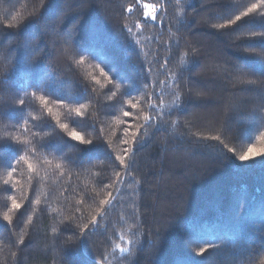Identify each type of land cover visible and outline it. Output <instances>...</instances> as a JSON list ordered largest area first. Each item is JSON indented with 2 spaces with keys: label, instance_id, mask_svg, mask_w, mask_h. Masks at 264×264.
<instances>
[{
  "label": "trees",
  "instance_id": "obj_1",
  "mask_svg": "<svg viewBox=\"0 0 264 264\" xmlns=\"http://www.w3.org/2000/svg\"><path fill=\"white\" fill-rule=\"evenodd\" d=\"M253 146L264 0H0V264H264Z\"/></svg>",
  "mask_w": 264,
  "mask_h": 264
},
{
  "label": "snow or ice",
  "instance_id": "obj_2",
  "mask_svg": "<svg viewBox=\"0 0 264 264\" xmlns=\"http://www.w3.org/2000/svg\"><path fill=\"white\" fill-rule=\"evenodd\" d=\"M253 7H258V5H253ZM251 10H252V9H249V11H251ZM239 19H240V17L237 16V17H236V20H239ZM229 23H234V21H229ZM21 104H23V101H21ZM126 115H127V113H126ZM72 135H73V137H74L75 139H77V140H81V139H82V137L80 136L79 133L73 132ZM260 151H264V149H262V150H257V149L255 148V146H253V147L249 148L248 152H247L246 154L242 155V156L240 157V159H241V160H247V159H249V158H251V157H253V156L259 155V154H260ZM120 159H121V161H123L124 158H123V157H120ZM14 207L19 208L20 205L14 203ZM204 251H205V249L202 248V249H201V252H204Z\"/></svg>",
  "mask_w": 264,
  "mask_h": 264
}]
</instances>
